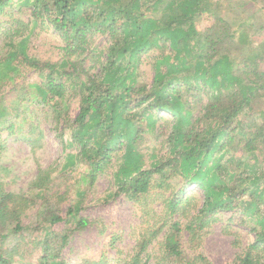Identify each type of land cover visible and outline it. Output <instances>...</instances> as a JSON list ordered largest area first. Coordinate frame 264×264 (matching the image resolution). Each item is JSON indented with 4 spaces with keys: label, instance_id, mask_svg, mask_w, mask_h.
I'll use <instances>...</instances> for the list:
<instances>
[{
    "label": "trees",
    "instance_id": "trees-1",
    "mask_svg": "<svg viewBox=\"0 0 264 264\" xmlns=\"http://www.w3.org/2000/svg\"><path fill=\"white\" fill-rule=\"evenodd\" d=\"M14 7L28 14L26 22L10 14ZM0 15L10 18L0 29V89L23 72L34 77L11 104L0 93V128L11 136L29 105L45 108L60 142L66 134L63 149H75L62 171L84 168L77 199L63 216L49 212L34 240L38 264H66L62 246L90 225L80 215L84 197L109 170L114 190L106 200L123 196L145 221L130 257L114 264H145L155 245L159 264H194L181 249L182 230L194 241L215 215L233 211L252 220L254 235L233 264H264V107L257 106L264 100V40L252 47L247 20L224 13L221 0H0ZM36 29L59 37L55 62L29 54ZM145 58L149 83L140 81ZM146 133L154 141L147 151ZM193 187L200 204L189 194ZM8 197L0 194V240ZM59 223L54 242L49 228ZM0 264L10 263L0 256Z\"/></svg>",
    "mask_w": 264,
    "mask_h": 264
},
{
    "label": "rangeland",
    "instance_id": "rangeland-1",
    "mask_svg": "<svg viewBox=\"0 0 264 264\" xmlns=\"http://www.w3.org/2000/svg\"><path fill=\"white\" fill-rule=\"evenodd\" d=\"M221 4L224 13L250 23L252 47L259 46L264 40V5L259 0H221ZM10 12L17 19L25 22L28 20V14L22 13L17 7ZM9 19L8 15H0V29L7 26ZM95 41L96 44H101V38ZM60 46L59 37L51 30L36 29L29 44V54L43 62H55L61 54ZM247 50V47L241 48L239 58ZM3 52L0 40V58ZM149 62L150 59L145 58L140 66V81L144 83H149L153 75ZM33 80L34 77L29 72H23L14 84L4 85L0 93L6 103L11 104L22 96L24 89L21 88ZM18 105L16 102L15 106ZM257 106L264 107V100L258 101ZM76 113L77 104L73 103L71 118ZM22 117L19 116L17 120L20 122ZM31 129L33 131L29 133ZM59 130L60 127L56 128L51 117L47 116V109L37 105H29L25 121L13 135L8 136L7 129L0 128V194L9 195L5 202L8 219L2 228L5 237L0 240V256L10 264H38L41 250L34 245V240L42 238L41 229L48 227V213L63 216L69 204L77 199L76 183L84 173V168L62 171L65 154L74 153L75 149H63L66 134L60 142ZM153 145V135L146 133L142 149L147 151ZM240 153L237 152L238 155ZM80 186L85 185L81 183ZM113 190L109 170L98 176L87 191L80 215L90 225L69 236L62 246L61 258L66 264H79L84 259H103L114 264V259H125L132 254L137 237L145 227V221L141 218L139 207L123 196L106 200V194ZM188 190L200 204V190L195 187ZM152 206L157 211L161 208L158 202ZM214 218L215 221L199 232L194 241H190L187 231L182 230L180 245L185 260L194 264H233L253 242L254 235L250 231L252 220L246 216L233 211L218 213ZM180 224L184 228L186 220L181 219ZM16 225H19V230L14 229ZM49 231L53 233L52 240L56 242L59 240L62 224L51 226ZM158 250V245L150 248L149 257L142 262L159 264L156 258L160 254Z\"/></svg>",
    "mask_w": 264,
    "mask_h": 264
}]
</instances>
